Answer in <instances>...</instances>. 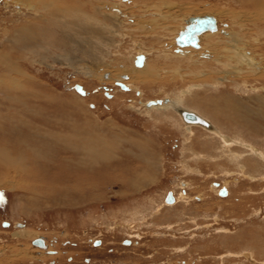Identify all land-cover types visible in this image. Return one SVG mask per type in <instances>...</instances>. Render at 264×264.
Here are the masks:
<instances>
[{
    "label": "rangeland",
    "instance_id": "obj_1",
    "mask_svg": "<svg viewBox=\"0 0 264 264\" xmlns=\"http://www.w3.org/2000/svg\"><path fill=\"white\" fill-rule=\"evenodd\" d=\"M66 1L67 4L51 5V13L57 8L73 9L76 5L75 10L66 15L68 32L76 33L72 37L76 41L82 36L95 40L94 33H83V12L98 18L107 8L100 7L101 12H97V5H91L90 1L93 0H79V3ZM161 1L179 6L187 4L198 13L202 12L203 5L208 7L209 11L215 12L224 24H230L231 18L244 23L242 40L248 49L257 52L259 58L264 57V24L257 23L253 14V18L250 17L251 13L256 11L252 9L251 4L244 1L242 3L247 5H239L242 3L238 0ZM153 2L156 0H129L128 8L132 10L127 12L141 15L146 12L142 11V8H148L143 6L154 4ZM84 3L87 5L84 6ZM16 7L8 0H0L2 71L8 63L14 61L33 79L30 86L23 85L22 91H0V151H9L13 155L17 151L15 145L26 143L39 152L41 158L37 159L38 163L32 165V162L28 161L27 165L39 170L40 177H20L11 173L8 179L17 182L15 188L5 186L7 189H0V249L5 251L4 254L0 253V264H264V181L260 182L261 175L264 176V165L249 155V148L245 145L257 150L260 146L249 144L241 137L244 145H236L234 141L239 136H230L225 133L226 130L224 135L230 139L231 147H235L230 148L220 136L211 138L216 144L213 146L205 132L195 130L202 134L201 142L204 141L203 138L209 139L205 141L209 146H213V149L196 146L199 154L214 157L219 154L215 148L223 153L231 150L233 162L227 164L223 162L224 158H220L212 161L220 162L219 166L214 167L210 166L212 162L207 159L205 161L202 157L193 158L191 154L194 151L182 148L183 139L179 136V131L167 130L163 124H159L163 123V118L153 116L156 123L152 126L149 124L150 117L138 104L131 107L130 100L121 104L114 102L115 89L120 90L117 83L114 87L101 85L98 79L83 74L78 66L57 60L65 54L76 55L79 57L77 62L83 61L81 64L84 65L90 63L87 61H92L95 55L93 51L85 50L83 44L70 42L66 27L62 25L65 24L64 21L57 23L55 16L53 25H49L50 22L42 18L33 19L37 13L46 16L44 7L21 11ZM154 8L156 12L160 10L158 6ZM76 9L80 11L76 12ZM114 11L115 8L113 14L117 12ZM118 16L121 18V14ZM29 22L45 25L50 34L47 39H39L37 46L30 49L20 44L23 38L18 31L19 27L28 25ZM233 29L238 30L236 26ZM157 32L158 36L146 37L140 29L139 33L137 31L135 34L137 37L118 39L119 42L114 48H106L102 53L96 51V55L104 57L108 62H114V66L125 60L129 64L137 53L151 47L158 49L163 42L169 43V36L162 30ZM17 40H20V43H17ZM177 50L176 54H182L184 49L179 53ZM149 53L153 61L158 60L156 53L152 54L153 50ZM11 69L7 68L3 72L5 78L10 75ZM15 69L18 70L16 67ZM225 69L228 67H224ZM107 70L112 69L106 66L104 71ZM220 70L223 69L215 63L198 64L194 66L193 72L199 74L191 78L192 75H188L189 72L183 69L180 73L185 75L186 82L178 81L177 77L171 78L173 81L169 80L170 85H166L163 91H160L158 86L145 88L146 86L139 82L141 80H135V85L147 89L145 99L149 100V109L153 108L149 103L155 101L154 99H163L166 94L171 98L177 95L186 104L191 102L190 110L198 111L211 119L212 124H215L213 126L218 130L222 117L217 114V109L224 107V100L234 102L243 109V113L239 110L241 114L246 115L245 107L239 104L240 98L245 106L261 110L264 117V106L258 101L264 99V77H247L245 73L242 78L224 81L217 89L202 85L213 78L212 83L220 78ZM175 71L176 68L173 67L171 72ZM193 84L200 85L194 91L198 93L199 98L206 99L205 104H194L191 96L182 95ZM78 85L83 88L84 95L77 91ZM181 87L184 88L180 89ZM122 90V93L130 92V88L124 90L126 92ZM27 94L30 96H26ZM34 94H37V97ZM43 94L50 97L51 102L45 100ZM120 96L121 94H118V97ZM133 96L139 98L141 92L137 90L136 94L130 97ZM255 120L259 122L258 119ZM169 121L180 126V121L174 115ZM261 125L264 129V121ZM230 127H234L233 132L227 129L228 132L231 130L230 133H235L237 128L244 129L234 125ZM91 133L103 136L112 148L103 147L101 151H104L105 156L92 155L86 160L80 153L83 149V146H80L81 138H74L78 135L87 137ZM248 133V138L254 142L259 140L256 144L261 145L260 138L264 140L263 132L261 136L254 135L252 130ZM145 139L154 143L151 151L159 157L160 164H157L159 167L155 171L156 174L152 172L154 179L139 187H132L131 184L136 180L133 171L137 169L138 174H142L140 161L134 156L141 154L140 142L146 141ZM74 143L79 146L72 147L71 144ZM261 151H264V148ZM184 161L191 167L187 166L186 169L183 166ZM248 166L249 170L245 168ZM26 170L28 172V168ZM197 170L200 173H197ZM6 173L4 169L0 170L1 183L7 181L4 179ZM79 180L83 182L80 185L77 184ZM184 182L189 186L180 185ZM213 183L217 186L227 184L231 195L221 198L217 191L213 192ZM56 187L59 190L54 193ZM172 192L176 199L186 193L189 198H180L179 202L171 207L172 204L164 203V197L166 193L168 197ZM200 193L203 194L202 200ZM4 221L9 222L10 226L3 227ZM20 229L26 231L23 236L17 238L14 234ZM37 235L44 236L51 244L54 242L50 249L59 251L60 254L50 256L48 249L39 248L40 251H45L43 257L40 254L20 257L19 250L27 249L30 241ZM32 247L36 248L33 244ZM247 252L254 253L255 263L244 257Z\"/></svg>",
    "mask_w": 264,
    "mask_h": 264
},
{
    "label": "bare ground",
    "instance_id": "obj_2",
    "mask_svg": "<svg viewBox=\"0 0 264 264\" xmlns=\"http://www.w3.org/2000/svg\"><path fill=\"white\" fill-rule=\"evenodd\" d=\"M8 1L12 5L17 6L16 8H19L20 11L23 9L29 10V9H35L38 7H44L43 11L47 12L46 16L43 17L40 14L37 15L38 14L37 13V14H35V17L33 19L42 18L44 21L50 22L49 25H53V20L56 18L55 16H57V19H58L57 23H59L60 21H64L65 24H62V25H64L66 27L65 28L66 34H67V36H69L68 38H69L70 42L74 43V44L77 43L80 45L83 44V46L86 47V49L84 48L85 50H88V51L91 50V51H93V53H95V55H94L93 59L91 58L92 61H87L90 63L85 62L86 64H84V65L81 64V62H83V61L77 62V59H79V57H77L76 55L70 56V54H65V55H62L61 57L57 58V60H61L62 63H64V61H66L67 64L72 63V65L74 64L75 66H78V68H81V70H82L81 72H83V74H85L86 76H88L90 78L98 79L99 82L101 83V85H110L111 87H114V85L117 82H121V83L125 84V86H127L128 90L130 88V92L129 93H122L120 91V90H122V88L117 87L120 90L115 89L116 90L115 91V98L113 99V101L121 104L125 100H130L132 104H129V105L131 107H135V105L138 104L139 106H141V109L144 108L143 110L145 111L146 115H148V117H150L149 120H151V121H149V124H151L152 126H155L154 125L155 121H154L153 116L156 115V116H160L161 118H163V120H162L163 123H159V124H163V126L167 130L177 129V131H179V136H181L183 139V142H181L182 148H186L189 151H194V150H197L196 146H199V145H200V147H202V148L205 147L207 149L212 148L214 145H216L215 142H212L213 146L211 147V146H209V143H207L205 140L203 142H201L202 134H200L198 131H195V130H200V131L205 132L209 139L214 138L215 136H220L223 139V141H225V143L230 148L235 147V146L231 147L230 139L226 135H224L223 132L225 130H227L232 125H234L236 127H243L248 132H250L252 130V133L254 135H257V136H261V132L264 133V129L261 125V122L264 121L262 111L256 110L255 108L248 106V105L245 106V103L240 98H239V102H240L239 104L241 106L245 107L247 114L246 115L241 114L243 109L241 107H238V105L234 104V102H231L230 100H224V107L222 109L221 108L217 109V114L222 117V120H221V117H219L221 122L219 124L220 130H218V129H216L215 126H213V125H215L214 123H213V125H211L207 120L202 118L203 115L201 116V114L198 111L190 110L191 102L189 104H186L185 101L182 98H180L179 96H177L176 94H175L176 96H174L175 98H171L170 96H168V94H166V96L163 99H154L155 101L160 100L161 103L156 104V105H151V106H153V108L149 109L147 107V103L149 100L145 99V91L147 89H142L143 86L135 85V80H141L139 82H142L146 86L145 88H147L149 86H158V87H160V91H163V88L166 85H170L169 80H172L171 78L177 77V79H179L178 81H181V80L184 81L185 80V75H182L180 73L181 70L184 69V70L188 71L189 72L188 75H192L191 78H194L199 74V73L196 74L197 72H199V70L197 72H193L194 66L198 65V64L205 65L208 62L215 63L216 65L221 66V68L223 69V70L218 71L219 74L221 75V77L216 79L213 83H212V81L214 78L208 82L202 83V85L212 86V87H214V89H217L218 86H221L224 81H227L230 78H242V77H244L243 74L245 75V73H247V77H249V76L264 77V61H263L264 57L259 58L258 54H256L257 52L252 51L251 48L248 49V46L245 44L244 40H242V36H243L242 25H244V23H241V22L235 20L234 18H231V23H230L231 25L230 24H224L215 12L209 11L208 10L209 8L205 7V6H204L205 7L204 8L203 5H201L202 12L198 13V12L193 11V8L187 4L184 6L183 5L179 6V4H171L168 2H162L161 0H156L155 3L153 2L154 4L151 3L150 5L149 4L144 5L143 7H148V8H147V10H145V8L144 9L142 8V11H146V12L141 14V15H137V14H132L131 12L130 13L127 12L128 10H132L131 8H128L130 5V3H128L129 0H119L117 2L108 1V0H93L90 2H92L91 5H97V7L95 6L98 9L97 12L100 11L99 10L100 7L101 8H103V7L107 8L106 12L104 10L105 13H102L100 11L101 14L98 17L99 19L96 17L93 18V14L91 16L90 14L83 12V14L85 15L83 33L85 35H87L90 32L94 33L96 35L95 38L93 37L95 40H91L86 36L85 37L82 36L83 38L81 37V39L76 41L72 38L76 33L71 34L68 32L69 31V29L67 28L68 27V18L66 16L75 10L74 7L76 5L72 7L73 9H68L65 7L57 8V9H54V11H55L54 13H51V11L53 10V9L51 10V5L59 4V3L67 4V1L66 0H23L24 2L22 0H8ZM73 1L79 3V0H73ZM238 1L241 3L245 1L248 4H251L253 7V8L252 7L251 8L256 10V11L251 13L250 17L251 18L254 17L253 19L257 20V23L264 24V0H238ZM160 2L162 4H159ZM124 3H128V4L123 5ZM234 4H236V3L234 2ZM243 4H246V3H242L239 5H243ZM85 5H87V4L84 3V6ZM155 6L160 7V10L158 12L155 11V8H154ZM114 8H115L114 13L117 11L115 14L112 13ZM124 8H126V10H124ZM243 8H244V6H243ZM243 8H242V10H243ZM79 11H80L79 9H76V12H79ZM119 14H121V18H120V16H118ZM252 14H253V17H252ZM63 16H65V17H63ZM206 16L213 17L216 20L217 29L215 31H206L203 34L198 36L199 37L198 42L200 45L199 48L186 47V48H180L177 50V48H179V47L177 45L176 39L179 37L180 33L183 32L187 28L188 24H190V22H191V19H195L198 17H206ZM248 16L249 15H247V17ZM246 21H248V20H246ZM249 22L250 21H248V23ZM57 25H59V24H57ZM140 26H142V27L141 28H130V27H140ZM232 26L233 27L236 26L238 28V30H234ZM137 29H139V30L142 29L143 34L146 37L158 36L157 30H162L163 33H165L167 36L170 37V38H168L169 43L163 42V44H161V46H159L158 49H154L151 47V49H148L146 51H141V52L136 54L137 56L142 55L145 57L143 67H137L135 65L136 55H134L132 57V60L129 64L126 63L125 62L126 60H125L124 62L122 61V63H120V65H118V66H114V62H108L105 60L104 57L99 56L98 54L96 55V51L98 53H102L104 50H106V48H110V47L114 48L115 47L114 45L117 42H119L118 39H123V38L133 39V38L137 37V36H135L137 31L139 33V30H137ZM247 30H249V29H247ZM18 31H19V33L23 39H22V43H20V40H17V43L23 44L24 46H26L29 49L33 46H37L36 44L38 43L39 39L44 38V37H46V39H47L48 38L47 36L50 35L49 30L47 29V27L45 25H37V23L32 24L30 22L28 23V25L19 27ZM18 31H17V33H18ZM259 31H260V29H259ZM263 31H264V29H263ZM257 33H260V32L257 31ZM248 34L249 33H247V35ZM257 36H258V34H257ZM112 40H113V42H111ZM246 40L249 42V40L247 38H246ZM257 40L259 41L258 38H257ZM250 43H248V44H250ZM65 44H67V43H65ZM14 45H15V42H14ZM87 45H90V46L87 47ZM207 45H210V46H207ZM61 46H62V44H61ZM251 46H253V44H251ZM249 47H250V45H249ZM187 48H189V49H187ZM141 50H143V49H141ZM152 50H153L152 54L155 55L154 53H156V55H157L156 57H158L157 58L158 60L153 61L151 59L152 56L150 57L151 54L149 52H152ZM176 50H177V53H179L181 50H183V53L182 54H176L175 53ZM257 51H258V49H257ZM0 55H1V53H0ZM24 56H25V54H24ZM4 57L7 58L6 55H4ZM147 57H149V58H147ZM259 60H261V61H259ZM175 62L177 64H175ZM117 63H119V62H117ZM121 64H122V66H121ZM3 66L5 67L4 62H3ZM106 66H108L112 70L104 71ZM226 66L228 67V69L224 70V67H226ZM15 67L18 70H16ZM173 67L176 68L175 72H171V69ZM7 68L8 69L12 68V69L10 71V75L5 78L3 72ZM48 68H49V66H48ZM180 68H181V70H180ZM216 68H217V66H216ZM2 70H3L2 64L0 61V91L1 90L4 92H6V91L8 92V90H11L12 92H17L19 90L22 91L23 85L25 87V84L29 85L32 82L31 80L33 78L29 77L30 74L26 70L22 69V67L17 62L13 61L10 64L8 63L6 68L4 69V71H2ZM211 72H212V70H211ZM13 73H15L16 75ZM125 75L128 78H126ZM137 76H139V78ZM175 80L176 79H174V81ZM185 82H186V80H185ZM219 84H221V85H219ZM28 85H27V87H28ZM199 86L200 85L193 84L190 88H188L186 91H184L182 93V95L184 94L187 96H191L192 97L191 101L194 104H203V103L205 104L206 99L202 100L201 98L198 97V95H197L198 93L196 91H194ZM183 88L184 87H181L180 89H183ZM165 89H166V87H165ZM28 90H29V88L27 89V91ZM137 90H139L141 92V96H139V98H136V96L130 97L133 94H136ZM122 91L126 92L124 90H122ZM32 93H33V91H32ZM8 94L11 95V93H8ZM40 94H42V93L40 92ZM118 94H121V96L118 97ZM28 95L29 94H27L26 96H28ZM34 95H36V97H37V94H34ZM43 95L45 97L44 98L45 100H48L49 102H51L50 97H47L45 94H43ZM38 96H40V95H38ZM6 97H8V96H6ZM12 97H13V95H12ZM19 97H20V95H19ZM126 97H130V98H126ZM258 101L262 106H264V99L263 98L258 99ZM196 107L198 108L199 106H196ZM185 112L194 113L197 116H199L205 122L200 123V124L199 123L186 122L183 118V113H185ZM195 112L199 113L200 115H198ZM173 115L180 121V126L169 121L171 116H173ZM156 119L157 118H155V120ZM255 119H258L259 122H257ZM209 120H211V119H209ZM239 122H241L243 124H239ZM191 125H201L203 127H206L207 129H209V131L204 130L200 127H195V126H191ZM81 133H82V131H81ZM80 138H81V144H82L80 146H83L82 152H80V153L82 156H84V158H86V160L88 159V157H90L92 155H96L99 157L105 156V155H103L104 151L103 152L101 151V148H103V147H105V149H107L106 146L107 147L109 146V148L110 147L112 148V145L107 140H105L103 138V136H99L98 134H94V133L92 134L91 133V135H89L87 137H83V136L80 137V135H78L77 138L75 137L74 139H80ZM145 140L147 142L144 140H142V142H140L141 147H142V149L140 151L141 154L139 155L140 157L137 156L136 154L134 156L137 160L140 161L139 165L142 167V174H138L137 169L135 171H133L134 172L133 175L136 177V180L131 184L132 187H139L141 185H144L145 183H148L150 180L154 179L155 177L152 175L153 174L152 172H154V174H156L155 171L159 167V165L157 166V164L160 162L159 157L151 151V148H152L154 143H151L148 139H145ZM234 143L236 145H244L239 137L235 139ZM202 144H203V146H202ZM74 145L76 147L79 146V144L77 145V143L71 144L72 147H74ZM136 145H138V144H136ZM15 146L17 147V151L13 155L10 154L9 151H4V152L0 151V170L4 169L5 171H7L6 176H4V179L7 181H5L4 183L0 182V186H2V187H0V189H2V190L7 189L5 186H12L13 188H15V185L17 182H11L12 180L10 181L8 179V177H9V175H11V173H14L20 177L25 176V177H29V178H33L36 175V179L38 178V176L40 174V171L36 170L34 166L29 167L27 165L28 161L32 162V165L35 163L36 164L38 163L37 159L41 158V157H39V152L30 148L28 145H26V143L25 144L18 143ZM245 146L249 148V151H248L249 155H251L252 157L257 159L261 165H264V151H259L256 148H252L248 145H245ZM215 147H217V146H215ZM215 150H218V149L215 148ZM215 150H213V151H215ZM223 154H225L224 157L223 156H221V157L220 156H214L215 157L214 161L218 160L220 158L221 159L224 158L225 161H223V162H225L227 164H230L233 162V157L231 156V154H232L231 150H229V151H227V153H223ZM146 157H149V158L146 159ZM96 158H98V157H96ZM219 164H220V162H212V164H210V166L214 165V167H217V166H219ZM42 167H44V166H42ZM27 168H28L29 175H27L28 174V172L26 170ZM251 181L253 182V180H251ZM78 182H79V183H77L78 185L83 183L82 180L81 181L79 180ZM225 183H227V182H225ZM222 184L225 187H223L221 185L220 188H226L227 187V184H224V183H222ZM183 186L188 187L189 185H187V183H184ZM57 187H56V189L53 190L54 193L59 190V189H57ZM212 188H213V192L215 190V191H217L216 193L218 194V189L214 186H212ZM226 189H228V188H226ZM228 193H229V190H228ZM187 195H188V193H186V195H182V197L181 196L178 197L177 203L179 202L180 198H187L188 199L189 197ZM166 196H167V193H166L165 197ZM170 196L172 197L173 202H174L173 195L170 194ZM199 196H200V199L202 200L203 194L200 193ZM165 197H164V203H165ZM173 206L174 205H171V207H173ZM24 232H25V230H20L18 232H15L14 236H17V238H20L21 236H23ZM38 236L39 235H37L34 239H32L30 241L29 247L27 249L19 250L20 257L21 256L22 257L28 256V254L31 257L36 256V255L38 256V254H40L42 257L45 255L44 254L45 251H40V250L46 249V247L42 248V247L34 245V243H33V245L37 249L32 247L33 240L38 238ZM39 242H42V241L40 240ZM39 248H41V249H39ZM0 253L4 254L5 251H2L0 249Z\"/></svg>",
    "mask_w": 264,
    "mask_h": 264
},
{
    "label": "water",
    "instance_id": "obj_3",
    "mask_svg": "<svg viewBox=\"0 0 264 264\" xmlns=\"http://www.w3.org/2000/svg\"><path fill=\"white\" fill-rule=\"evenodd\" d=\"M217 29V24H216V20L213 17H198L195 19H191L190 24H188L187 28L180 33L179 37L176 39L177 45L180 48H186V47H192V48H199V35L203 34L206 31H215ZM145 61V57L140 55L136 57L135 60V65L137 67H143ZM117 85L119 87H121L124 90H128L127 86H125V84L121 83V82H117ZM77 91L82 93L84 95V91L83 88L78 85L76 87ZM161 101H152L149 104L150 105H156V104H160ZM183 118L186 122L189 123H204L205 121H203L199 116H197L194 113H189V112H185L183 113ZM220 196L221 197H226L227 196V191L222 188L220 190ZM168 203H173V199L172 197L169 195L168 199H167ZM7 225V224H6ZM5 225V226H6ZM129 242V241H127ZM34 245L45 248V244L43 242H39L34 241L33 242ZM96 244V243H95Z\"/></svg>",
    "mask_w": 264,
    "mask_h": 264
},
{
    "label": "crops",
    "instance_id": "obj_4",
    "mask_svg": "<svg viewBox=\"0 0 264 264\" xmlns=\"http://www.w3.org/2000/svg\"><path fill=\"white\" fill-rule=\"evenodd\" d=\"M108 1H113V2H117V1H119V0H108ZM147 58H149V57H147ZM195 113H197V112H195ZM198 115H200L199 113H197ZM202 116V115H201ZM202 118H204L205 120H207L211 125H213L212 124V122H211V120H209L208 118H206V117H204V116H202ZM191 126H195V127H200V128H202V129H204V130H207V131H209V129H207L206 127H203V126H201V125H191ZM232 128H234V127H232ZM232 128L231 127H229L228 129H231L232 130ZM231 130H230V132H231ZM235 131V133H230V132H228V130H226V132L225 133H227L228 135H230V136H233V134H235V135H237V136H239V138L241 137L242 139H243V141H245V142H249V144H255V145H258V146H260V148L258 149L259 151H261V149L262 148H264V140L263 139H261L260 138V142H261V145H259V144H256V143H258V141H255L254 142V140L253 139H250V138H248L247 137V135H249L250 136V133H248V131L247 130H245V129H242V128H237V131L236 130H234ZM232 132H233V130H232ZM247 134V135H246ZM204 140H208L209 141V139H205V138H203ZM211 140V139H210ZM211 142H214V140H211ZM212 147V146H211ZM218 147V146H217ZM203 148H205V147H203ZM219 148H220V146H219ZM221 149V148H220ZM218 151V156H223L224 157V155L225 154H223L222 152V150L220 151L219 149L217 150ZM196 153V154H195ZM191 156L193 157V158H195V159H197V157L200 159L201 157L203 158V160H205V161H207V160H209V161H214V158L215 157H213V156H206L205 154L204 155H202V154H199V152L197 151V150H194V153L193 154H191ZM213 158V159H212ZM226 158V157H225ZM207 159V160H206ZM186 160H188V159H186ZM204 161V162H205ZM181 163H183V162H181ZM183 166H185V168L187 169V166H189V164H187L185 161H184V163H183ZM189 167H191V166H189ZM184 168V169H185ZM246 169H250L249 168V166L248 167H245ZM240 170L241 171V169L240 168H237V170ZM262 170H264V168L262 169ZM261 170V171H262ZM225 171H227V169L225 170ZM241 172H243V171H241ZM246 172H247V170H246ZM197 173H200V171H198L197 170ZM243 174H245L244 172H243ZM242 174V175H243ZM264 181V176H262L261 175V177H260V182L262 183ZM185 183V182H184ZM180 185H182L181 183H180ZM213 186H214V184H213ZM215 187V186H214ZM223 187H225L224 185H223ZM227 188V187H226ZM227 190H229L230 192H229V196L231 195V190L228 188ZM219 191V190H218ZM240 192V191H239ZM173 196H174V198H175V203H174V205L177 203V199H176V197H175V194L173 193ZM200 200V199H199ZM166 203V202H165ZM173 205V204H172ZM250 257H249V256ZM254 255V253H252V252H247V253H245L244 254V257L248 260V261H254V263L256 262V259H255V257L253 256ZM252 259V260H251ZM258 261V260H257Z\"/></svg>",
    "mask_w": 264,
    "mask_h": 264
},
{
    "label": "flooded vegetation",
    "instance_id": "obj_5",
    "mask_svg": "<svg viewBox=\"0 0 264 264\" xmlns=\"http://www.w3.org/2000/svg\"><path fill=\"white\" fill-rule=\"evenodd\" d=\"M111 97L112 98H114V96L111 94ZM182 185L181 186H183L184 185V183H181ZM214 184V186L216 187L217 185H216V183H213ZM222 184H218V186L216 187L219 191L222 189V188H220V186H221ZM213 186V185H212ZM223 186V185H222ZM184 187V186H183ZM224 189H226V188H224ZM219 191H218V194L217 195H219ZM226 191H227V196L229 195V193H228V190L226 189ZM167 195H168V193H167ZM172 195H173V192H172ZM226 196V197H227ZM169 197V196H168ZM168 197L166 196L165 197V202L167 203V201H166V198L168 199ZM174 197V196H173ZM221 198H225V197H221ZM175 203V198H174V202L173 203H171V204H174ZM170 204V203H169ZM7 224V225H6ZM2 225H3V227H9L10 226V223L9 222H6V221H4V222H2ZM6 225V226H5ZM22 227H23V225H21ZM20 230H24V229H20ZM26 231V230H25ZM38 240V242L41 240L44 244H45V246H46V243L48 244L47 246H46V250L48 249V253H50L49 255L50 256H52V255H59L60 254V252L59 251H55V250H53L52 248V250L50 249V245H52L51 244V242H49L48 240H47V238H45L44 236H38V238H36L34 241H37ZM33 241V242H34ZM33 242H32V244H33ZM54 257V256H53Z\"/></svg>",
    "mask_w": 264,
    "mask_h": 264
}]
</instances>
